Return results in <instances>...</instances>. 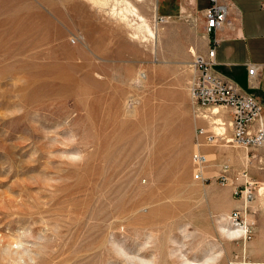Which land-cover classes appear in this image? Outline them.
Masks as SVG:
<instances>
[{
	"label": "rangeland",
	"instance_id": "obj_1",
	"mask_svg": "<svg viewBox=\"0 0 264 264\" xmlns=\"http://www.w3.org/2000/svg\"><path fill=\"white\" fill-rule=\"evenodd\" d=\"M105 1L0 0V264L263 260L253 203L250 238L231 237L221 227H238L228 215L240 199L194 179L204 122L191 62L162 36L175 18L161 21L157 0ZM125 1L156 20V37L118 12ZM202 151L205 175L225 161L264 187V146Z\"/></svg>",
	"mask_w": 264,
	"mask_h": 264
},
{
	"label": "built area",
	"instance_id": "obj_2",
	"mask_svg": "<svg viewBox=\"0 0 264 264\" xmlns=\"http://www.w3.org/2000/svg\"><path fill=\"white\" fill-rule=\"evenodd\" d=\"M264 5V3H263ZM226 8L217 0H210V5L204 10L205 29L207 33L221 26L225 20ZM159 19L164 20L163 16ZM74 43L75 39L71 38ZM218 40H209L206 54L192 51L193 74L188 81V92L191 111L195 120H202L203 125H197L194 144L196 150L192 153L194 179L205 182L214 178L219 184L228 186L234 197L241 201V206L230 212L228 219L234 226L243 228V240L250 238L255 223L245 221L250 204L257 188L247 168H233L229 163L216 165L214 176L205 175V168L210 163L205 146H239L243 148L264 146V118L262 105L249 93L243 92L233 81L218 73L215 66V51ZM256 68L248 67V75L253 76ZM214 264H222L216 261ZM223 264H264L260 261L246 260L244 256L232 255Z\"/></svg>",
	"mask_w": 264,
	"mask_h": 264
},
{
	"label": "crops",
	"instance_id": "obj_3",
	"mask_svg": "<svg viewBox=\"0 0 264 264\" xmlns=\"http://www.w3.org/2000/svg\"><path fill=\"white\" fill-rule=\"evenodd\" d=\"M217 1L226 8L225 20L207 33L204 10L210 0H157L159 15L175 18L164 25L162 36L176 40L185 55L182 62L187 64L192 51L206 54L209 40L215 37V70L251 94L262 105L264 118V0ZM251 64L256 68L252 77L248 75ZM252 203L259 222L264 204L257 197Z\"/></svg>",
	"mask_w": 264,
	"mask_h": 264
},
{
	"label": "bare ground",
	"instance_id": "obj_4",
	"mask_svg": "<svg viewBox=\"0 0 264 264\" xmlns=\"http://www.w3.org/2000/svg\"><path fill=\"white\" fill-rule=\"evenodd\" d=\"M92 1L96 2L97 4L101 3L100 6H102L103 4H106L105 0H92ZM114 1H115L116 4L119 3V0H114ZM139 1H142V0H139ZM155 7L156 6H153V10H154V14H155L154 16L156 17ZM112 8H113L112 10L115 11V9L117 7L116 8L112 7ZM156 10H157V7H156ZM118 12L120 14H122V16H124V17L131 16V18L134 20L133 23L135 24V28L137 30L144 31V32H146L147 34H149L152 37H156V35L158 34V32H156V29H157L156 20H155V23L153 25H151V23L147 19V17L144 16V12L145 11H144L143 8L138 9V7L136 5H134V4H132V3L128 2V1H125L118 8ZM221 230L224 231L225 233L227 232L226 233L227 235L233 237V236H236V235L239 236L242 233L243 228H241V227H226V228L221 227ZM12 243H13V241L9 242L10 245ZM213 261H214L213 257H207L204 261H200V262L186 260L184 262V264H208L209 262H210L209 264H211Z\"/></svg>",
	"mask_w": 264,
	"mask_h": 264
}]
</instances>
